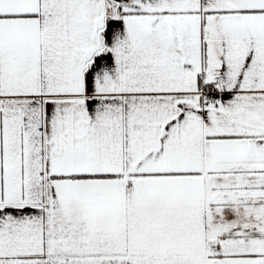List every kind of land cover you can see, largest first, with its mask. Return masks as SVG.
Segmentation results:
<instances>
[{"label": "snow or ice", "instance_id": "obj_1", "mask_svg": "<svg viewBox=\"0 0 264 264\" xmlns=\"http://www.w3.org/2000/svg\"><path fill=\"white\" fill-rule=\"evenodd\" d=\"M0 264H264V0H0Z\"/></svg>", "mask_w": 264, "mask_h": 264}]
</instances>
